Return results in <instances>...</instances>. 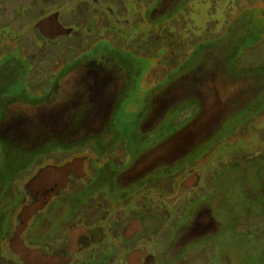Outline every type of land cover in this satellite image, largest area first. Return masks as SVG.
<instances>
[{
  "label": "rangeland",
  "instance_id": "rangeland-1",
  "mask_svg": "<svg viewBox=\"0 0 264 264\" xmlns=\"http://www.w3.org/2000/svg\"><path fill=\"white\" fill-rule=\"evenodd\" d=\"M107 1L0 0V167L13 165L5 179L20 172L14 164L28 162L27 175L60 149L84 147L90 155L93 147L99 158L104 145L115 164L130 163L155 138L170 135L137 163L162 156L163 163L177 159L179 169L190 161L177 179L202 178L193 193L204 196L187 208L194 223L186 238L205 234L174 258L196 249L186 264H264V91L236 108L234 95L247 89L223 100L209 86L202 99L183 95L156 133L142 129L160 101H173L185 85L202 94L219 72L243 87H264V0ZM165 4L162 14H151ZM56 12L72 34L38 38L34 25ZM101 112L107 122L92 133ZM2 198L0 264H26L10 247L20 208L12 215L15 201ZM51 223L40 225L39 237L53 235L57 218ZM168 234L163 227L162 239Z\"/></svg>",
  "mask_w": 264,
  "mask_h": 264
},
{
  "label": "flooded vegetation",
  "instance_id": "flooded-vegetation-1",
  "mask_svg": "<svg viewBox=\"0 0 264 264\" xmlns=\"http://www.w3.org/2000/svg\"><path fill=\"white\" fill-rule=\"evenodd\" d=\"M172 1L167 0L168 3ZM107 2L111 3L109 0ZM96 4L97 9L102 11L101 5ZM167 4L151 14L155 17L162 14ZM124 7L126 9V5ZM127 25L129 26V23L124 24V26ZM218 74L211 77L212 80L204 85L206 91L202 94L191 91L188 85H185L177 91L173 101H160L148 120L149 122H146L142 127L143 131L146 133L159 131L161 126H164L162 122L167 118L166 112L181 99H185L181 98L183 95L184 97H200L202 99L203 94L209 93L207 90L209 86H212V89L217 87L219 98L223 100L232 96L230 93H235L237 90L242 92L247 89V94L234 95L233 107L236 108H243L249 102L254 103L255 97L253 96L259 93L258 91L260 93L264 91L262 86L250 89V84L243 87L239 83V79L234 80L233 77L223 76L222 72ZM201 88L203 89L202 84ZM115 89H119V85H115L112 90ZM191 101H196L202 106L197 99ZM107 118V112L97 114L91 123L93 132L92 130L88 131L87 128L85 132L102 133ZM168 138L170 135L155 138L157 141L145 147L147 149L143 150L130 163L115 164L114 156L109 155L112 148L104 146L99 138L100 142L96 143L103 145L100 148L106 149L105 155L108 158L105 155L99 158L96 155L92 157L93 147L90 149V155L81 153L84 147L75 151L71 150L74 152H72L73 155H70L69 150L60 149L58 154L52 151L48 159L39 163L34 171L27 175L24 173H27L29 169L28 162L22 165L14 164L13 169L18 171L20 168V172L15 174L10 181L5 179V176L13 165L12 163L5 164L0 167V199L3 197L2 199L9 200L8 197L10 200H14L15 205L12 213L19 207L20 214L25 206L39 201L43 196H49L54 190L53 184L50 182L47 187L42 189L29 188V183L43 167L47 165L60 167L73 162L76 158H84L83 166L80 169L68 173L65 186L46 198L43 206L30 218L22 234L25 244L31 249H39L45 254L58 255L62 258H66L72 251L68 264H178L183 261L186 264L187 258L196 249L183 257L176 259L174 257H177L180 249L194 240L196 236L205 234L200 233L186 238L188 228L194 223V221L189 222L187 208L204 196H196L193 193L202 185V178L199 174L193 173L183 181L177 179V176L192 164L190 161L182 163L183 166L179 169L177 159L171 163H163L162 160L165 158L162 156L137 163L143 154ZM96 147L99 148L95 145ZM67 155L70 156L67 157ZM162 164L164 166H161ZM156 165L160 166L156 167ZM196 175L199 176V179L194 185L187 187L186 181ZM178 191L179 193H177ZM4 206H1L0 209H4ZM203 209L201 208L198 215ZM19 214L15 216L14 234ZM139 214L141 216L138 217ZM54 218H57L59 225L56 227V231L52 232L53 235L39 237L37 231H39L40 225L42 224L43 227L52 226L51 222ZM35 219L39 220L37 224L33 223ZM184 219L188 221H184ZM212 220L215 222L214 219ZM163 227L169 229V234L165 239H162L161 235ZM175 230L179 234L177 237L171 238L172 234L176 232ZM215 230L217 229L206 232V234ZM27 231L29 233L24 237ZM14 234L10 235V240ZM174 235L176 236V234ZM179 241L182 242L179 243ZM134 254L135 257L132 256Z\"/></svg>",
  "mask_w": 264,
  "mask_h": 264
},
{
  "label": "water",
  "instance_id": "water-1",
  "mask_svg": "<svg viewBox=\"0 0 264 264\" xmlns=\"http://www.w3.org/2000/svg\"><path fill=\"white\" fill-rule=\"evenodd\" d=\"M34 34L42 40H53L62 36H69L72 34L73 29L66 28L60 22V14L53 13L47 17L39 20L33 27ZM84 158H76L73 162H69L64 166L47 165L43 167L38 174L29 183L30 189H42L47 187L50 182L54 190L49 196H43L39 201L29 204L23 208L18 217V224L14 236L10 240V247L21 260L26 264H68L71 260L72 251L66 258L58 255H48L39 249L29 248L23 238L22 234L27 227L28 221L36 213V211L43 206L46 198L54 195L57 191L61 190L67 180V175L70 171L80 169L83 166ZM199 176H193L186 181V186L190 187L196 183ZM135 257V254L132 255Z\"/></svg>",
  "mask_w": 264,
  "mask_h": 264
},
{
  "label": "trees",
  "instance_id": "trees-1",
  "mask_svg": "<svg viewBox=\"0 0 264 264\" xmlns=\"http://www.w3.org/2000/svg\"><path fill=\"white\" fill-rule=\"evenodd\" d=\"M124 26V25H123ZM117 39V38H116ZM120 39V38H119ZM209 244H211V243H209Z\"/></svg>",
  "mask_w": 264,
  "mask_h": 264
}]
</instances>
